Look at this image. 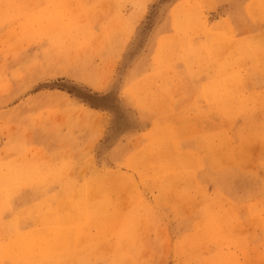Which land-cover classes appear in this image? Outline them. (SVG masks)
<instances>
[{
	"label": "rangeland",
	"instance_id": "obj_1",
	"mask_svg": "<svg viewBox=\"0 0 264 264\" xmlns=\"http://www.w3.org/2000/svg\"><path fill=\"white\" fill-rule=\"evenodd\" d=\"M28 263L264 264V0H0V264Z\"/></svg>",
	"mask_w": 264,
	"mask_h": 264
},
{
	"label": "snow or ice",
	"instance_id": "obj_2",
	"mask_svg": "<svg viewBox=\"0 0 264 264\" xmlns=\"http://www.w3.org/2000/svg\"><path fill=\"white\" fill-rule=\"evenodd\" d=\"M141 8H146L147 6L143 3L139 5ZM82 84H84L88 88L96 89L99 88L100 85H97L95 81L91 80H82L80 81ZM106 87H118V81L116 79H110L107 84L105 85ZM69 104H72V101H68ZM73 107H79V104H72Z\"/></svg>",
	"mask_w": 264,
	"mask_h": 264
},
{
	"label": "bare ground",
	"instance_id": "obj_3",
	"mask_svg": "<svg viewBox=\"0 0 264 264\" xmlns=\"http://www.w3.org/2000/svg\"><path fill=\"white\" fill-rule=\"evenodd\" d=\"M48 6H49V5H48ZM9 7H10V6H9ZM166 41H167V40H166ZM247 52H249V51H247ZM232 82H233V80H232ZM234 83H235V79H234ZM222 85H223V84H222ZM234 85H235V84H234ZM225 87L227 88V86H225ZM222 88H223V87H222ZM228 89H229V88H228ZM230 89H231V87H230ZM233 90H234V89H233ZM227 91L229 92V90H227ZM220 92H221V91H220ZM228 92H226V93H228ZM234 92H235V91H234ZM226 93H225V94H226ZM231 93H232V92H231ZM231 93H230V94H231ZM218 94H219V93H218ZM222 94H223V92H222ZM222 94H221V95H222ZM228 95H229V94H227V97H228ZM219 96H220V95H219ZM229 96H230V95H229ZM231 96H232V95H231ZM222 99H223V98H221V100H222ZM235 109H236V108H235ZM237 109H238V108H237ZM229 114H230V113H229ZM215 140H216V139H215ZM221 144H222V143H221ZM215 145H216V144H215ZM216 146H217V145H216ZM219 146H220V145H219ZM227 147H228V146H227ZM215 149H216V148H215ZM243 149H244V148H243ZM244 150H245V149H244ZM221 152H222V151H221ZM216 154H219V150H218V153H216ZM248 154H249V153H248ZM219 155H220V154H219ZM221 157H222V156H221ZM218 158H219V157H218ZM233 158H234V157H233ZM238 158H240V157L238 156ZM250 159H251V158H250ZM221 160H223V157H222ZM225 160L227 161V159H225ZM225 160H224V161H225ZM246 160H247V159H246ZM248 161H249V159H248ZM221 162H222V161H221ZM234 162H235V161H234ZM229 163H230V162H229ZM229 163H228V164H229ZM240 163H242V162H240ZM248 163H249V162H248ZM249 165H250V164H249ZM247 167H248V166H247ZM8 174H9V172H8ZM117 182H118V181H117ZM87 191H88V189H87ZM247 210H248V209H247ZM32 216H33V215H32ZM261 216H262V215H261ZM43 217H44V216H43ZM43 217H42V218H43ZM216 219H217V218H216ZM47 221H48V220H47ZM44 224H45V222H44ZM87 224H88V223H87ZM124 224H125V223H124ZM41 225H42V224H41ZM47 225H48V224H47ZM60 225H63V224H60ZM63 226H64V225H63ZM46 227H47V226H46ZM129 227H130V226H129ZM134 227H135V226H134ZM79 228H80V227H79ZM81 229H82V228H81ZM129 229H130V228H129ZM41 230H42V229H41ZM51 230H52V229H51ZM57 230H59V229H57ZM86 230H87V229H86ZM66 231H67V230H66ZM79 232H80V231H79ZM79 232H78V233H79ZM75 233H77V232L75 231ZM3 234H4V233H3ZM81 234H82V232H81ZM61 236H62V235H61ZM63 236H64V235H63ZM63 236H62V237H63ZM64 241H65V240H63V242H64ZM66 241H67V240H66ZM66 241H65V242H66ZM76 241H77V240H76ZM65 242H64V243H65ZM61 243H62V241H61ZM39 244H40V243H39ZM59 244H60V243H59ZM66 244H67V243H66ZM43 245H44V244H43ZM47 245H48V244H47ZM47 245H46V246H47ZM5 246H6V245H5ZM33 246H34V244H33L31 247H33ZM46 246H45V247H46ZM39 247H40V246H39ZM61 247H63V246L61 245ZM2 248H3V247H2ZM64 248H65V247H64ZM52 250H53V249H52ZM54 250H55V249H54ZM65 250H66V249H65ZM75 252H76V251H75ZM16 253H18V252H16ZM61 254H62V253H61ZM55 255H56V254H55ZM67 255H68V254H67ZM70 255H72V254H70ZM70 255H69V256H70ZM56 256H57V255H56ZM69 256H68V257H69ZM114 256H115V255H114ZM59 257H60V254H59ZM59 257H58V258H59ZM63 257L65 258V255H64ZM71 257H72V256H71ZM75 257H76V256H75ZM113 258H114V257H113ZM56 259H57V257H56ZM59 259H61V258H59ZM8 260H9V259H8ZM10 260H11V259H10ZM44 260H45V259H44ZM44 260H43V261H44ZM61 260L63 261V258H62ZM61 260H60V261H61ZM67 260H69V259H67ZM37 261H38V260H37ZM47 261H48V260H47ZM45 262H46V261H45ZM51 262H52V260H51ZM51 262H50V263H51ZM54 262H55V261H54ZM56 262H57V261H56ZM58 262H59V261H58ZM58 262H57V263H58ZM35 263H36V262H35ZM35 263H34V264H35ZM39 263H40V262H39ZM46 263H47V262H46ZM28 264H29V263H28ZM43 264H44V263H43Z\"/></svg>",
	"mask_w": 264,
	"mask_h": 264
}]
</instances>
